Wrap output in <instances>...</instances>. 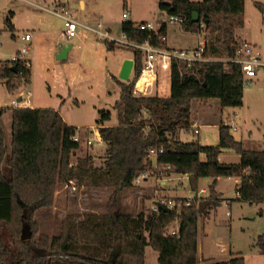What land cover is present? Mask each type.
<instances>
[{"label": "trees", "instance_id": "16d2710c", "mask_svg": "<svg viewBox=\"0 0 264 264\" xmlns=\"http://www.w3.org/2000/svg\"><path fill=\"white\" fill-rule=\"evenodd\" d=\"M158 7L161 13L184 18L186 32H197L204 21L205 29L211 33L208 54L215 57L223 51L228 60L235 57V30L244 27L245 0H159ZM194 13L200 17L198 23L192 22ZM135 24L123 22L122 32L129 40L143 43L150 35ZM10 28L13 30V25ZM160 34L167 36V28H162ZM150 41L157 44L156 37ZM107 46L112 50L116 47ZM133 52L137 79L142 55L137 50ZM16 78L31 84L30 61L0 64V79L9 93L21 89V84L14 82ZM115 80L121 89L114 106L118 123L105 126L112 118L111 112H104L98 121L100 137L106 144L100 166L95 165L90 154L72 161L80 149L79 142L73 140L78 129L67 125L54 109H12L9 151L2 123L6 110L0 109V264H145L148 246L158 253L159 264H198L199 217L219 207L218 179H241L236 201L264 203V150H245L231 128L223 124L217 147L203 146L198 141L186 143L179 138L181 131L191 130L194 100L218 99L222 108L243 106L245 82L238 65L216 61L186 68L175 64L167 98L135 96L136 80ZM152 148H163L158 165L172 168L162 171L161 176L189 175L195 191L200 180L213 179L208 197L196 200L199 206L159 214L142 212L136 217L123 213L122 195L133 188L141 172L151 168L148 154ZM225 149L238 153L240 162L221 163L219 156ZM71 181L90 190H111L107 212L86 214L77 222L70 217L59 236L38 238L36 213L52 207L57 186ZM176 219L181 224L180 238L168 235ZM257 245L264 253L263 236ZM205 264H245V259L237 254L226 262Z\"/></svg>", "mask_w": 264, "mask_h": 264}, {"label": "rangeland", "instance_id": "374dc122", "mask_svg": "<svg viewBox=\"0 0 264 264\" xmlns=\"http://www.w3.org/2000/svg\"><path fill=\"white\" fill-rule=\"evenodd\" d=\"M59 1L70 5L78 22L91 28H98L100 23L111 26L112 35L120 37L124 13H130L129 21L134 23L155 22L161 14L159 0H84L85 11L80 9V0H0V64H10L12 57L18 54L24 44L22 36L30 33L33 37L32 51L25 56V59L32 60L31 84L27 85L21 78H16L14 82L21 84V89L9 93L0 81V108L6 110L2 123L8 150H11L12 143L13 101L24 95L37 109L58 110L67 123L78 127L80 149L73 162L90 154L94 157L95 165L100 166L106 144L97 142V124L104 112H111L112 118L108 124L117 125L114 106L121 89L115 80L119 79V76L116 78L115 68L123 56L134 57V52L120 46L112 50L108 48L106 40L99 39L95 33L83 27L79 28L76 38H62L63 21L35 6L54 9L55 2ZM201 36L207 40L211 33L206 29L186 32L179 25H169L167 28L168 43L174 47L193 48ZM242 40L254 46L264 61V0H245L244 27L235 30L236 44ZM62 46L72 47L64 61L58 59L59 54H55V50ZM213 58L216 61L228 60L223 51ZM131 77L127 83L134 79V75ZM140 84L143 85L142 82ZM170 93L168 74H160L158 83L147 88V96L151 97L167 98ZM192 121L201 124L200 134L183 130L179 137L183 142L198 141L203 146H216L219 142L218 125L226 124L231 127L237 141H241L242 135L252 133V142L246 144V149L264 150V68L258 70L252 84L245 83L242 107L222 108L218 99L194 100ZM90 138L95 140L93 145H87ZM226 156L223 159L233 161L237 154L229 151ZM149 171H152L151 179L162 177L151 168ZM173 178V182L169 183V187H172L170 192L161 193L155 181H152V186L156 184V193L154 189L144 190L142 185H134L125 191L121 199L123 213L134 217L142 212L148 215L158 199L179 202L184 199L182 197L196 192L192 189L189 175L174 174ZM237 186L234 178L219 180L218 189L230 202L216 208L210 220H205L203 214L199 217L198 264L225 260L230 252L241 253L246 264H264V253L257 245L259 237H264V210L261 212L259 206L235 201ZM206 187L203 180L198 182V191ZM110 195L109 189L90 190L79 186L76 181L59 184L53 206L39 210L34 217L39 228L37 237L46 235L52 239L59 236L64 222L70 217L77 222L86 214L106 213ZM193 204L199 206L200 201ZM173 226L168 228V232ZM202 255L209 259H204ZM145 264H159L158 253L150 246L146 247Z\"/></svg>", "mask_w": 264, "mask_h": 264}, {"label": "built area", "instance_id": "2783aa9c", "mask_svg": "<svg viewBox=\"0 0 264 264\" xmlns=\"http://www.w3.org/2000/svg\"><path fill=\"white\" fill-rule=\"evenodd\" d=\"M39 9L56 16L63 21V32L61 33L62 38L66 40H72L77 37L79 28L83 27L95 33L99 39L106 40V43L113 44L114 46H120L129 48L132 50H137L142 55V70L139 78L135 79V71L133 69L132 75H134L135 81V96H147V88L152 87L158 83L160 74H168L171 78V73L173 66L177 64L178 66L192 68L196 64H206L211 62H216V60L210 56L207 52V40L205 37L201 36L198 45L195 48L189 49H175L168 46L167 36L160 34V30L164 27L168 28L169 25H184V18L172 15L169 13H161L159 19L155 22H141L136 23L135 26L143 32H147L150 38L143 43H136L129 40L127 34L121 33L120 37L112 35V31L109 28H105L101 23L98 24V28H91L87 24H81L76 19V13L71 9L70 5L57 4L54 9H47L45 7L35 5ZM130 13H124V22H128L130 18ZM200 29H205L204 22H201ZM156 37L157 44H154L151 40ZM32 34L26 33L21 37V41L24 43L18 54L12 57L11 63L22 61L28 62L25 56L32 51ZM135 62V61H134ZM223 62L233 63L241 68L242 74L244 76V82L249 85L252 84V79L257 76L259 69L264 68V61L262 60L259 52H257L249 42L242 40L237 43L235 57L230 60ZM135 67V66H134ZM131 75V76H132ZM147 78L144 82L143 87L139 88V82L142 78ZM132 78V77H131ZM30 95V93H28ZM19 99L13 101V108L15 109H31V101L28 97L21 95ZM195 135L200 134V127H196L193 130ZM73 140L80 143V138L76 134ZM102 139L98 137L99 143ZM95 140L93 138L88 139L87 145H93ZM164 153L163 148H152L149 151V160H151V169L154 172L162 174V171H170L172 168L170 165L160 167L158 165V156ZM152 171L141 172L134 180V185L141 186L146 182ZM209 194L208 188H203L195 193H192L189 197L184 198L181 201L158 199L154 202L151 212L154 214H159L163 211L160 205L167 206L170 211H180L183 206H192L196 200L206 198ZM237 196L239 194L237 193ZM173 227L169 230L168 235L172 237L180 238V220L176 219L173 223Z\"/></svg>", "mask_w": 264, "mask_h": 264}, {"label": "crops", "instance_id": "0c3cea01", "mask_svg": "<svg viewBox=\"0 0 264 264\" xmlns=\"http://www.w3.org/2000/svg\"><path fill=\"white\" fill-rule=\"evenodd\" d=\"M57 4H63V3H61L60 1L59 2H55V6L57 5ZM80 9L82 10V11H85L86 10V2L84 1V0H80ZM51 15V14H50ZM123 23V22H122ZM122 23H121V31H122ZM82 24V23H81ZM103 25V24H102ZM105 28H109L111 31H112V29H111V26H106V25H103ZM33 39V38H32ZM167 41H168V38H167ZM246 41V40H245ZM198 45V43L196 44V46ZM168 46L169 47H171V48H175V49H189V48H182V47H174V46H171L169 43H168ZM195 46V47H196ZM195 47H193V48H195ZM63 48H65V47H61V48H59V50L58 51H56L55 50V54H60V52L63 50ZM71 51H72V47H69V51H68V53H67V57L64 59V60H66L68 57H69V55H70V53H71ZM64 60H62V61H64ZM126 60H134L133 59V57L132 56H128V55H125V56H123L122 58H121V60L119 61V63H118V65H117V67L115 68V73H116V78H118V76H119V74H120V72H121V70H122V67H123V64H124V62L126 61ZM30 62H31V68H32V60H29ZM0 81H2V80H0ZM1 83H4V81H2ZM20 97L18 96V98L17 99H19ZM200 101H208V100H200ZM194 102V101H193ZM207 103V102H206ZM32 105V107H31V109H37V107H35V106H33V104H31ZM192 105H193V103H192ZM13 108V107H12ZM1 109V108H0ZM12 110V109H11ZM60 112V111H59ZM61 114V113H60ZM61 116H62V114H61ZM62 118H63V116H62ZM63 120L65 121V119L63 118ZM65 123L67 124V125H69V126H71L69 123H67L66 121H65ZM226 125V124H225ZM105 126H110V127H112V126H115L114 124L113 125H109L108 124V122L106 123V125ZM221 125H218V127H220ZM226 126H228V125H226ZM196 127H200L201 128V124L200 125H198V121H192V125H191V130L193 131L194 130V128H196ZM77 129H78V127H76ZM231 128V127H230ZM5 131V130H4ZM96 133H97V137H99L100 139H101V137H100V134H99V131H96ZM181 133V132H180ZM231 133H232V131H231ZM249 135L247 136H245V134L244 135H242V137H241V142H242V144H243V147H244V149L245 150H248V149H246V144L247 143H251L252 142V133L251 132H249L248 133ZM232 135L235 137V135L232 133ZM179 137H180V134H179ZM236 139V138H235ZM102 141V140H101ZM103 142V141H102ZM201 145H203L202 143H200ZM218 144H219V142H218ZM218 144L216 145V146H213V147H217L218 146ZM106 151V150H105ZM229 151H233V150H230V149H225V150H223L222 152H221V154H220V156H219V161L221 162V163H226V164H235V163H239L240 162V160H241V157H240V155L238 154V153H236L237 154V156H236V158L233 160V161H226L225 159H223V158H225V157H227L226 155H227V153L229 152ZM249 151H262V150H249ZM201 159L203 160V161H205V159H206V157H205V155H202L201 156ZM173 176H174V174H169V175H166V176H162L161 178H159V179H148L146 182H144L143 183V185H142V187H145V189L144 190H146V191H148V190H150V189H154V191H155V193H156V189H155V187L156 186H158L159 188H160V190H161V193H166V192H170L171 190H172V187H169V183L170 182H173ZM187 176V175H186ZM229 178H234L237 182H238V186L236 187V195H237V189L240 187V184H241V179L240 178H238V177H229ZM222 178H220V179H218V181H217V188H216V190H217V192L221 195V197H220V199H221V203H220V205L219 206H221L223 203H229L230 201L228 200V199H225L224 198V195H223V193L218 189V182H219V180H221ZM152 181H155L156 183H157V185L155 186H152ZM203 182H204V184L207 186V188H208V186H209V184L211 183V182H213V179H204L203 180ZM154 187V188H153ZM173 190H174V188H173ZM208 190H209V188H208ZM209 195V194H208ZM208 195H207V197H208ZM238 197V196H237ZM237 197H236V199H237ZM179 198H181V197H179ZM182 198H186V197H182ZM234 201V200H233ZM236 201V200H235ZM239 203H241V204H248V203H243V202H239ZM250 205V204H249ZM254 205H256V206H259L260 207V210H261V212H263V207H264V203H260V204H254ZM216 210V209H215ZM215 210H213V211H211L208 215H205V220H210L211 219V217H212V215H213V213H214V211ZM145 254H146V249H145ZM237 254H239V255H241V253H235V252H230V255H229V257L228 258H226L225 260H221V261H218V262H226V261H229L230 259H232L233 258V256L234 255H237ZM242 256V255H241ZM202 257L204 258V259H209V258H205L204 257V255H202ZM245 259V258H244ZM245 264H246V262H245Z\"/></svg>", "mask_w": 264, "mask_h": 264}, {"label": "water", "instance_id": "95a60500", "mask_svg": "<svg viewBox=\"0 0 264 264\" xmlns=\"http://www.w3.org/2000/svg\"><path fill=\"white\" fill-rule=\"evenodd\" d=\"M199 21H200L199 15L197 13H194L192 22L198 23ZM68 51H69V48H63V50L58 55V59L64 60L67 57ZM134 66H135L134 60H126L123 64L122 70L119 74V79L123 82H126V83L129 82V80L131 79V75H132V71L134 69ZM12 70L14 72H16L17 67L13 66ZM160 208L165 212L170 211L169 208L167 206H164V205H160ZM28 236H29L28 232H25L24 238H27Z\"/></svg>", "mask_w": 264, "mask_h": 264}, {"label": "bare ground", "instance_id": "6f19581e", "mask_svg": "<svg viewBox=\"0 0 264 264\" xmlns=\"http://www.w3.org/2000/svg\"><path fill=\"white\" fill-rule=\"evenodd\" d=\"M147 80V78H142L141 80H140V82H142L143 84H144V82ZM140 82H139V88H142L143 87V85H141L140 84Z\"/></svg>", "mask_w": 264, "mask_h": 264}]
</instances>
